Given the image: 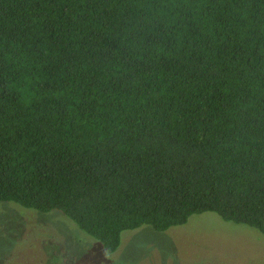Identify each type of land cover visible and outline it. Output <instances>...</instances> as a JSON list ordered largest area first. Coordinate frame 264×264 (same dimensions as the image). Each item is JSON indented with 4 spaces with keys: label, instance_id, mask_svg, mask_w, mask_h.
<instances>
[{
    "label": "trees",
    "instance_id": "16d2710c",
    "mask_svg": "<svg viewBox=\"0 0 264 264\" xmlns=\"http://www.w3.org/2000/svg\"><path fill=\"white\" fill-rule=\"evenodd\" d=\"M108 253L203 213L264 238V0H0V204Z\"/></svg>",
    "mask_w": 264,
    "mask_h": 264
},
{
    "label": "rangeland",
    "instance_id": "374dc122",
    "mask_svg": "<svg viewBox=\"0 0 264 264\" xmlns=\"http://www.w3.org/2000/svg\"><path fill=\"white\" fill-rule=\"evenodd\" d=\"M0 264H264V238L203 213L164 232L125 231L108 253L58 211L6 202L0 204Z\"/></svg>",
    "mask_w": 264,
    "mask_h": 264
}]
</instances>
